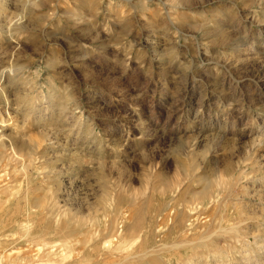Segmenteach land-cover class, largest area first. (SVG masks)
<instances>
[{
    "label": "rangeland",
    "instance_id": "rangeland-1",
    "mask_svg": "<svg viewBox=\"0 0 264 264\" xmlns=\"http://www.w3.org/2000/svg\"><path fill=\"white\" fill-rule=\"evenodd\" d=\"M0 144V264H264V0H0Z\"/></svg>",
    "mask_w": 264,
    "mask_h": 264
},
{
    "label": "bare ground",
    "instance_id": "bare-ground-1",
    "mask_svg": "<svg viewBox=\"0 0 264 264\" xmlns=\"http://www.w3.org/2000/svg\"><path fill=\"white\" fill-rule=\"evenodd\" d=\"M190 1V0H189ZM184 3H185V1H183ZM183 3V4H184ZM186 4V3H185ZM187 5V4H186ZM260 142V141H259ZM260 144V143H259ZM1 145V144H0ZM13 145V144H12ZM2 146V145H1ZM0 146V149L2 148ZM17 151V150H16ZM16 151H14V149H13V152H15V153H17ZM208 151V150H207ZM208 153V152H207ZM18 154V158H20L19 156H21V154H19V153H17ZM205 154H206V152H205ZM204 154V155H205ZM15 155V154H14ZM207 155V154H206ZM191 158V157H190ZM38 159V158H37ZM191 164H193L192 166H195L194 164L195 163H191ZM233 170V169H232ZM231 176L229 177V178H227V180H226V182H225V184L224 185H226V184H228L230 181H231ZM222 192V191H221ZM168 193H169V190H162L161 191V193H160V197H159V200H157V203H161V201H163V199H165V198H168ZM207 194V193H206ZM209 194H211V195H209ZM222 194H223V192H222ZM221 194V195H222ZM220 195V192H218V194H216V197L217 196H219ZM106 196H108L107 194H106ZM111 197V196H110ZM223 197H224V195H223ZM222 197V198H223ZM107 199H109L110 200V198H108L107 197ZM107 199H105V200H107ZM203 201H202V203H200V205H198V207L200 206L201 208H202V210L203 211H205V212H210L211 210H212V208H213V205H214V203L213 202H215L214 200H215V196H213V193L211 192V193H208V195H206V196H203L202 198H201ZM115 200V199H114ZM173 200H175L174 199V197H173ZM177 200V199H176ZM192 200V199H191ZM194 200V199H193ZM171 201H172V199H171ZM175 202V201H174ZM218 202V201H217ZM108 202H106V204H107ZM195 203V202H194ZM199 203V202H198ZM164 204V203H163ZM163 204H162V206H163ZM178 204V203H177ZM167 205V204H166ZM170 205V204H169ZM168 205V206H169ZM176 205V204H175ZM174 205V206H175ZM191 205V204H190ZM192 206V205H191ZM191 206H187V208L185 209V210H182V211H179L178 213H177V215H176V217H177V222L176 223H178L179 224V226H182L183 227V225L184 226H186V227H190L192 224H193V222H194V219H190V217H191V213L193 212V211H198V209H197V207L195 206V207H191ZM185 207V206H184ZM199 207V208H200ZM156 208H158V207H156ZM168 208V207H167ZM166 208V210H168ZM175 208V207H174ZM176 208H177V205H176ZM170 211H172V210H170ZM169 212V211H168ZM191 212V213H190ZM186 214H188L187 216H188V218L187 219H185V217H186ZM209 215H206V217L207 218H209L208 217ZM167 220V219H166ZM186 221V222H185ZM174 227V226H173ZM161 228V227H160ZM159 229V228H158ZM65 245V244H64ZM63 245V246H64ZM54 260V259H53Z\"/></svg>",
    "mask_w": 264,
    "mask_h": 264
}]
</instances>
